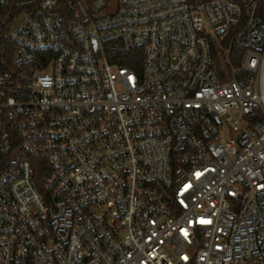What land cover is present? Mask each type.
<instances>
[{
  "label": "built area",
  "instance_id": "2783aa9c",
  "mask_svg": "<svg viewBox=\"0 0 264 264\" xmlns=\"http://www.w3.org/2000/svg\"><path fill=\"white\" fill-rule=\"evenodd\" d=\"M260 3L0 0V264H264Z\"/></svg>",
  "mask_w": 264,
  "mask_h": 264
},
{
  "label": "trees",
  "instance_id": "16d2710c",
  "mask_svg": "<svg viewBox=\"0 0 264 264\" xmlns=\"http://www.w3.org/2000/svg\"><path fill=\"white\" fill-rule=\"evenodd\" d=\"M21 1V0H20ZM202 1H209V0H202ZM259 15L264 21V0H261V3L259 5ZM122 64L132 66V60L127 59V60H120Z\"/></svg>",
  "mask_w": 264,
  "mask_h": 264
}]
</instances>
